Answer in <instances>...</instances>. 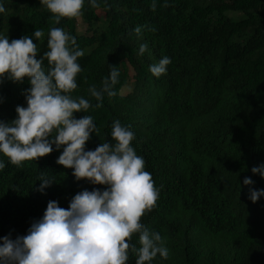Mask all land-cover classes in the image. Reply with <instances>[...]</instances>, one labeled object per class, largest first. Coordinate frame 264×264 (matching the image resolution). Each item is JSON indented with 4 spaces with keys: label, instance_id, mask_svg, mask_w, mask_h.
Instances as JSON below:
<instances>
[{
    "label": "trees",
    "instance_id": "trees-1",
    "mask_svg": "<svg viewBox=\"0 0 264 264\" xmlns=\"http://www.w3.org/2000/svg\"><path fill=\"white\" fill-rule=\"evenodd\" d=\"M0 264H264V0H0Z\"/></svg>",
    "mask_w": 264,
    "mask_h": 264
},
{
    "label": "rangeland",
    "instance_id": "rangeland-1",
    "mask_svg": "<svg viewBox=\"0 0 264 264\" xmlns=\"http://www.w3.org/2000/svg\"><path fill=\"white\" fill-rule=\"evenodd\" d=\"M78 23H79L78 24V32L84 33L87 30V26L81 21H79ZM129 91H130V87L124 89V91L122 93L127 94Z\"/></svg>",
    "mask_w": 264,
    "mask_h": 264
}]
</instances>
